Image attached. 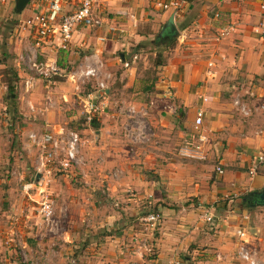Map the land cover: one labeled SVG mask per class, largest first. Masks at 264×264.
Returning a JSON list of instances; mask_svg holds the SVG:
<instances>
[{
    "label": "crops",
    "instance_id": "obj_1",
    "mask_svg": "<svg viewBox=\"0 0 264 264\" xmlns=\"http://www.w3.org/2000/svg\"><path fill=\"white\" fill-rule=\"evenodd\" d=\"M159 1L98 0V13L104 16L100 28L78 27L74 29L70 49L56 51L48 42L39 57L56 58L60 71L67 77V85L72 83L69 75L76 69L102 63L101 77L105 78L109 103L94 119L95 127L86 120L83 122L84 145L79 164L83 174L86 176L90 166L87 159H95L100 164L95 171L102 185L100 189L118 206L132 208L133 214L142 199L165 203L160 214L163 235L170 232L169 226L175 225L172 220L179 229L188 224L181 220L195 221L183 232L177 231L190 233L181 239L177 249L183 250L185 244L194 240L200 246L197 254L203 256L196 264H220L217 259L221 260V254L228 252L213 249V238L229 240L225 231L233 226L229 223L232 219H239L241 214L248 219L250 215L253 223L261 225L257 227L259 230L264 228V206L254 216L246 209L231 208L232 202L240 204L242 194L264 187V38L254 31L264 18V0H186L182 10L173 14L179 31L176 43L166 61L157 65L156 80L150 87L143 72L136 73L134 64L140 55L132 47L152 41L172 14L159 7ZM23 10L28 13L27 18L34 12L33 4L29 1ZM224 29L227 33L221 35ZM99 37H104V41ZM128 51L133 53L132 60L128 59ZM118 68L123 69L122 73ZM61 86L54 88L57 91ZM71 89V94H79L73 83ZM128 92L135 94L129 101L126 95L121 97ZM140 94H152L150 101H141ZM63 96L66 100L70 98V94ZM236 97L249 114L240 111V105L234 103ZM122 102L129 105L124 109ZM62 103L55 108L65 111L66 104ZM129 106L134 107V113L126 110ZM67 108L64 122H50L54 123V131H63L67 121L79 124L76 121L81 118L80 107L71 102ZM142 108L145 114L140 112ZM198 109L203 111L199 124L195 122ZM137 127L142 130L140 136L127 135V128L135 131ZM259 156H263L262 161ZM254 166L256 170L251 173ZM214 205L228 207L219 222L225 230L219 233L213 232ZM117 213L107 217H119ZM205 213L212 217L210 222H205ZM101 214L105 216L104 212ZM119 215L118 222L124 225V213ZM90 217L96 221L95 209ZM90 217L84 221H90ZM107 217H103L105 225ZM244 231L238 233L244 237ZM116 233L113 239L109 236L107 246L102 245L103 249L109 247L104 250L106 254L115 255L116 243L122 242L123 235ZM61 235L66 242L74 238L72 230ZM209 241L211 244H207ZM105 252L95 258L103 259ZM175 252L173 248L171 253ZM215 252L219 253L217 259ZM129 259L132 261L133 256L118 261L115 255L117 263L109 261V264H127ZM106 261L104 258L102 263ZM162 261L170 264L169 259Z\"/></svg>",
    "mask_w": 264,
    "mask_h": 264
},
{
    "label": "rangeland",
    "instance_id": "obj_2",
    "mask_svg": "<svg viewBox=\"0 0 264 264\" xmlns=\"http://www.w3.org/2000/svg\"><path fill=\"white\" fill-rule=\"evenodd\" d=\"M0 5L4 9L0 13V264H109V261L117 263L115 255L118 256V261L132 255V261L129 259L127 262L130 263L127 264H166L162 258L169 259L170 264H196L198 259L203 257L196 251L200 248L199 243L190 240L183 250L177 249L181 239H185L190 234L187 231H185L186 235L180 232L195 221L181 220L188 224H184L185 226L179 229L177 222L172 220L175 225L169 226L168 228L172 229H169L170 232L165 230L167 233L163 235L160 214L161 205L165 203L160 200L157 203H150L151 200L142 199L143 202L134 207V214L132 208L123 204L118 206L100 189L102 185H99L95 172L100 164L98 165L95 159H87V164L90 166L89 174L87 173L86 176L79 164L65 172L58 170L57 164H53L49 167L51 174L44 183L36 184L27 191L23 188L25 183H37L35 180L38 152L28 138L29 132L47 130L57 134L58 132L52 129L54 123L50 124V122H64L63 114L69 111L67 105L73 102L80 107L78 116L81 118L79 117L80 119L76 121L79 124H70L67 121V124L63 126L62 136L73 129L84 137L85 119L81 97L79 98L78 95L82 96L90 90L93 82L83 86L81 93L71 94L72 83L66 84L67 77L63 75L64 71H60L61 69L55 75L48 77L41 75L37 66L44 60L39 57L34 61L26 56V53L30 52V37L26 36L27 33L20 27V23L28 13L26 10L16 13L13 9L14 0H7V3ZM158 32L159 29L155 36ZM155 36L152 41L147 40L141 45L132 47L140 55L134 64L136 73L143 72L141 74H144L150 87L156 80L158 61L165 62L176 43V39L169 43L164 39L156 40ZM74 51L78 52V49ZM128 54V59L132 60L133 53L128 51ZM117 70L120 73L123 71L119 68ZM117 70L115 69L116 72ZM13 72L18 74L14 83L12 81L17 92L16 111L13 110V102L9 100L7 93V82L11 81ZM55 78H58V82H54ZM137 79L138 77L135 80ZM56 85L62 86L56 91L54 88ZM128 93L121 97L126 95L128 97L126 100L129 101L128 99L135 96L133 92ZM63 94H70V98L66 100ZM151 95L140 94L139 97L141 101L149 102ZM60 101L66 104L65 111L55 108L57 103H61ZM121 104L124 109L129 105L124 102ZM119 127L121 130L120 123ZM93 172L94 175H92ZM90 176L94 177L89 182L87 180ZM43 187L45 189L41 192ZM130 193L127 192V194ZM46 194L55 198L53 221L50 225L43 220L40 212V202ZM141 194L147 196L146 193ZM157 195H160V188ZM214 208L216 212H213V232L219 233L218 231L225 230V227L219 226V222L227 214L228 207L214 205ZM231 208L242 209L237 202H232ZM252 208L250 212L254 216V212L260 210L261 206ZM94 209L97 212L96 221L90 217ZM116 211L120 214L124 213L126 221L124 225L123 222H118L119 213H117L119 217H107L115 216ZM103 212L105 216L101 214ZM98 213L101 215L98 216ZM150 214H159L158 220L156 222L147 220L146 217ZM86 217H90V221H84ZM103 217L109 218L107 225ZM244 220L247 223H244ZM73 222L75 225H68ZM229 223L233 226L226 229L225 234L230 236V241H225L223 237L213 238V249L220 248L228 252L221 254V260L217 259L219 253H214L220 264H245L237 255L238 247L245 239L248 240L247 245L250 246V251L255 252L257 259L264 264V228L259 230L257 227L261 225L257 226L253 223L250 215L248 219H245V216L241 214L239 219H232ZM235 228L237 231H234ZM67 230L73 231L72 241L66 242L62 239L64 234H61ZM100 230L104 231L101 233ZM178 230L180 232H177ZM243 230L246 233L244 237L238 233ZM116 232L123 235L120 240L122 242L116 243L115 250H118L115 251V255L106 254L104 250L109 247L103 249L102 245L107 246L105 244L108 243L106 241L109 236L112 235L113 239V236L118 235ZM165 244L167 246L164 248ZM173 248L177 252L171 253ZM102 251L105 252V256L97 260L95 256L100 255ZM104 258L107 260L106 263H102ZM110 258L112 260H109Z\"/></svg>",
    "mask_w": 264,
    "mask_h": 264
},
{
    "label": "built area",
    "instance_id": "obj_3",
    "mask_svg": "<svg viewBox=\"0 0 264 264\" xmlns=\"http://www.w3.org/2000/svg\"><path fill=\"white\" fill-rule=\"evenodd\" d=\"M33 4L34 12L32 15L23 19L20 27L30 37V52L26 53L28 59L38 60L40 50L46 46L48 42L52 43L54 50H68L72 45V36L74 29L95 28L98 29L103 25L104 16L99 14L98 0H30ZM1 4L7 3V0H0ZM186 0H161L158 6L164 10H170L176 15L182 8ZM264 7V6H263ZM255 33L264 38V18H262L254 28ZM227 33V30H222L221 35ZM104 41V37H99ZM50 60V61H49ZM102 63L98 66L85 65L84 68L76 69L69 75L70 81L74 84L76 92L81 93L83 86L89 82H93L90 90L81 96L83 113L85 120L91 123L97 116L107 107L109 103L108 94L106 93L105 78L101 77ZM38 72L43 76L55 75L59 72V66L56 58H47L44 62L37 66ZM29 82L27 81V86ZM236 105H240V111L243 114H249V110L243 104H240L238 97L234 99ZM130 113H134V107L129 106L126 109ZM142 114H145V109H140ZM203 111L198 109L196 112L195 122L199 124L202 121ZM127 135L140 136L142 130L137 127L135 131L127 128ZM63 131L53 134L51 131L43 130L41 132H29L28 138L32 145L37 149V173L40 177L36 179L37 183H25L23 188L28 189L35 187L36 184L44 183V180L51 174V167L57 164L58 170L67 171L76 164L82 163L81 148L84 145L83 136L77 130H68L65 136H62ZM263 160V156H259V161ZM222 172L220 167L216 168ZM256 166L250 171L254 173ZM44 187L41 192L44 191ZM55 208V198L48 194L43 195L40 202V212L43 220L50 225L53 221ZM159 214H150L146 217L151 222H156ZM206 221L210 222L212 217L204 214ZM153 224V223H152ZM248 240L245 239L237 250V255L245 264H261L257 259L256 253L250 251V246L247 245Z\"/></svg>",
    "mask_w": 264,
    "mask_h": 264
},
{
    "label": "water",
    "instance_id": "obj_4",
    "mask_svg": "<svg viewBox=\"0 0 264 264\" xmlns=\"http://www.w3.org/2000/svg\"><path fill=\"white\" fill-rule=\"evenodd\" d=\"M30 0H14V11L16 13H20L26 6V4ZM167 33L168 37H166V41L171 43L173 40H175L178 35L179 31L174 23V15L171 14L168 18V20L165 22V24L160 28L158 34L156 35V40H159L161 36ZM39 177V173L36 175V179ZM251 207L255 206H264V187L261 190H258L256 192V197L252 200L250 203Z\"/></svg>",
    "mask_w": 264,
    "mask_h": 264
},
{
    "label": "trees",
    "instance_id": "obj_5",
    "mask_svg": "<svg viewBox=\"0 0 264 264\" xmlns=\"http://www.w3.org/2000/svg\"><path fill=\"white\" fill-rule=\"evenodd\" d=\"M192 1V0H188ZM158 65L162 64V62L158 61ZM18 78V74L16 72H13V77L11 78V81L7 82V93H8V98L10 101L13 102V110L16 111V97H17V92L15 90V85L14 80ZM13 81V83H12ZM91 125L95 127L97 124L95 120L91 121ZM256 192L257 191H249L241 195V202H240V207L245 208L248 211H251L253 208L251 207L250 203L252 200L256 197Z\"/></svg>",
    "mask_w": 264,
    "mask_h": 264
},
{
    "label": "flooded vegetation",
    "instance_id": "obj_6",
    "mask_svg": "<svg viewBox=\"0 0 264 264\" xmlns=\"http://www.w3.org/2000/svg\"><path fill=\"white\" fill-rule=\"evenodd\" d=\"M166 37H168V35H167V33H164L162 36H161V38L160 39H166Z\"/></svg>",
    "mask_w": 264,
    "mask_h": 264
}]
</instances>
